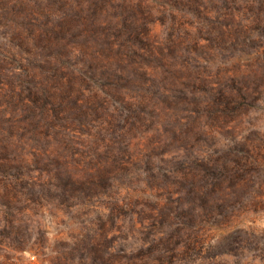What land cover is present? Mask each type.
<instances>
[{
    "label": "rangeland",
    "instance_id": "rangeland-1",
    "mask_svg": "<svg viewBox=\"0 0 264 264\" xmlns=\"http://www.w3.org/2000/svg\"><path fill=\"white\" fill-rule=\"evenodd\" d=\"M0 264H264V0H0Z\"/></svg>",
    "mask_w": 264,
    "mask_h": 264
}]
</instances>
